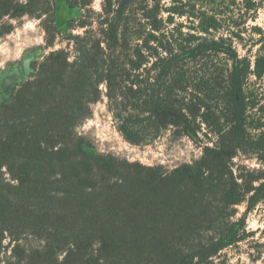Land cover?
Segmentation results:
<instances>
[{
	"label": "trees",
	"instance_id": "trees-1",
	"mask_svg": "<svg viewBox=\"0 0 264 264\" xmlns=\"http://www.w3.org/2000/svg\"><path fill=\"white\" fill-rule=\"evenodd\" d=\"M92 1L0 0V23ZM135 2L89 10L78 24L86 31L70 35L74 58L50 53L0 103V264H211L244 239L245 215L264 202V129L248 120L252 64L234 32L174 26L160 2L132 32ZM254 67L262 78L260 57ZM103 83L126 141L204 133L202 156L167 171L96 153L78 127ZM240 154L262 168L235 169Z\"/></svg>",
	"mask_w": 264,
	"mask_h": 264
},
{
	"label": "rangeland",
	"instance_id": "rangeland-1",
	"mask_svg": "<svg viewBox=\"0 0 264 264\" xmlns=\"http://www.w3.org/2000/svg\"><path fill=\"white\" fill-rule=\"evenodd\" d=\"M103 1L93 0L90 6L81 10L74 8L60 11L61 14H45L41 18L6 16L0 23V103L9 98L15 85L31 76L34 65L50 53L65 50L74 58L75 43L70 35L86 31L78 24L81 20H88V16H95L89 10L100 12ZM159 2L161 16L170 17L175 22L174 26L180 25L192 31L210 29L218 37L230 36L234 32V46L252 64V73L246 85L252 104L248 120L252 132H256L253 127L264 129V75L258 78L253 74L256 58L264 61V0H136L129 14L133 21L132 32L136 22L143 21L145 7H155ZM10 75L17 77L8 83L12 84L8 92L4 85L8 86L5 81ZM100 89V98L90 105V117L78 127L79 134L90 142L96 153L111 154L149 166H162L167 171L192 163L202 156L204 146L209 142L204 133L200 134L201 140L198 141L188 135L174 136L170 128L142 145L129 143L122 136L110 108L106 84H101ZM233 162L235 169L238 166L262 168L257 158L251 155L240 154ZM246 209V204L238 205L235 219L243 217ZM245 219L244 239L223 249L211 264H264V202L249 211ZM31 243L36 245L38 242L31 240ZM8 255L5 254L2 260H7Z\"/></svg>",
	"mask_w": 264,
	"mask_h": 264
},
{
	"label": "bare ground",
	"instance_id": "bare-ground-1",
	"mask_svg": "<svg viewBox=\"0 0 264 264\" xmlns=\"http://www.w3.org/2000/svg\"><path fill=\"white\" fill-rule=\"evenodd\" d=\"M17 76L16 75H10V77H8L7 79H6V83L8 84V83H10L11 81H13L15 78H16Z\"/></svg>",
	"mask_w": 264,
	"mask_h": 264
},
{
	"label": "water",
	"instance_id": "water-1",
	"mask_svg": "<svg viewBox=\"0 0 264 264\" xmlns=\"http://www.w3.org/2000/svg\"><path fill=\"white\" fill-rule=\"evenodd\" d=\"M5 83H6V81H5ZM12 84H8V86H6V85H4L5 86V88H6V90L9 92L10 91V86H11Z\"/></svg>",
	"mask_w": 264,
	"mask_h": 264
}]
</instances>
